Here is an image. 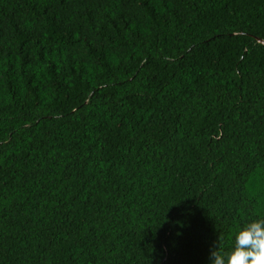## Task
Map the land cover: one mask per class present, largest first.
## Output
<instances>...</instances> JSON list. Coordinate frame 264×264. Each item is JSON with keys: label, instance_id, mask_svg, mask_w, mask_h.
Instances as JSON below:
<instances>
[{"label": "trees", "instance_id": "1", "mask_svg": "<svg viewBox=\"0 0 264 264\" xmlns=\"http://www.w3.org/2000/svg\"><path fill=\"white\" fill-rule=\"evenodd\" d=\"M264 0H0V264H209L264 218Z\"/></svg>", "mask_w": 264, "mask_h": 264}, {"label": "clouds", "instance_id": "2", "mask_svg": "<svg viewBox=\"0 0 264 264\" xmlns=\"http://www.w3.org/2000/svg\"><path fill=\"white\" fill-rule=\"evenodd\" d=\"M209 264H264V218L245 223L234 235L226 252L210 251Z\"/></svg>", "mask_w": 264, "mask_h": 264}, {"label": "water", "instance_id": "3", "mask_svg": "<svg viewBox=\"0 0 264 264\" xmlns=\"http://www.w3.org/2000/svg\"><path fill=\"white\" fill-rule=\"evenodd\" d=\"M259 42H261V43H263V44H264V40H262V39H259Z\"/></svg>", "mask_w": 264, "mask_h": 264}]
</instances>
